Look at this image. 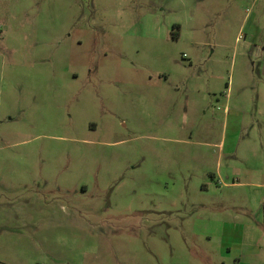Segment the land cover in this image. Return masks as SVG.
<instances>
[{
  "label": "rangeland",
  "instance_id": "obj_1",
  "mask_svg": "<svg viewBox=\"0 0 264 264\" xmlns=\"http://www.w3.org/2000/svg\"><path fill=\"white\" fill-rule=\"evenodd\" d=\"M0 264H264V0H0Z\"/></svg>",
  "mask_w": 264,
  "mask_h": 264
}]
</instances>
